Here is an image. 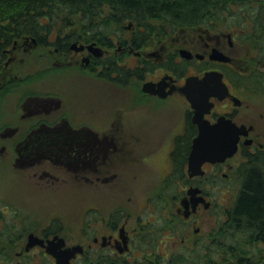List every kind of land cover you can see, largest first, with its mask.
I'll return each instance as SVG.
<instances>
[{
  "label": "flooded vegetation",
  "instance_id": "af4514ba",
  "mask_svg": "<svg viewBox=\"0 0 264 264\" xmlns=\"http://www.w3.org/2000/svg\"><path fill=\"white\" fill-rule=\"evenodd\" d=\"M203 27L198 32L200 43L195 37L182 35L166 40L169 33L163 39L145 36L135 45L137 28L133 24L128 27L131 35L123 41L114 34L104 42L72 37L70 31L40 33L16 40L13 48L0 55V160L4 177L26 181L33 195H74L102 201L107 187L150 180L153 161L167 165L165 172L152 177L160 192H144L142 208L132 207L135 200L131 195L106 213L96 205L85 208L78 241L65 234L64 213L49 215L48 225L32 228L27 223L29 212L24 213L9 196L1 194L0 216L1 212L8 215L9 206L19 209L13 216L17 224L11 229L17 226L23 231L4 245L20 249L15 258L39 250L51 264H58L57 255L78 245L82 251L71 264H175L159 246L163 237L171 236L188 248L180 257L187 264H264L263 242L241 240V251L224 240L231 235L230 225H219L207 234L208 240L198 224L201 215L215 206L208 185L234 177L241 182L237 175L241 165L251 156L264 154V107L255 100L264 96V70L256 66L261 62L249 61L239 49L238 32L243 29L227 26L228 32L218 34L217 27ZM214 49L229 61L213 59ZM34 51L41 53L47 68L60 72L45 87L36 84L40 75L35 72L19 74L24 63L19 53ZM212 70L223 74L229 92L222 99L211 98L214 105L205 118L215 123L225 116L238 126H246L247 133L240 135L232 157L205 162L203 175H191L189 157L199 126L181 88L188 77H202ZM83 71L95 74L98 82H77ZM6 101L9 107L5 108ZM238 155L241 162L232 163ZM196 186L202 191L189 193ZM166 187L176 192H163ZM164 197L165 202H161ZM192 197L205 200L195 204ZM30 234L41 242L27 249ZM49 247L55 248L49 251ZM233 248L236 251L232 253Z\"/></svg>",
  "mask_w": 264,
  "mask_h": 264
},
{
  "label": "trees",
  "instance_id": "16d2710c",
  "mask_svg": "<svg viewBox=\"0 0 264 264\" xmlns=\"http://www.w3.org/2000/svg\"><path fill=\"white\" fill-rule=\"evenodd\" d=\"M221 21L248 31V40L262 38L264 50V36H254L264 35V0H0V55L26 35L62 34L76 26L69 32L72 37L106 42L112 34L120 39L126 25L133 23L138 45L148 35L163 39L186 27L214 28ZM237 175L240 189L226 208L224 224L241 240L264 245V154L249 157Z\"/></svg>",
  "mask_w": 264,
  "mask_h": 264
},
{
  "label": "rangeland",
  "instance_id": "374dc122",
  "mask_svg": "<svg viewBox=\"0 0 264 264\" xmlns=\"http://www.w3.org/2000/svg\"><path fill=\"white\" fill-rule=\"evenodd\" d=\"M227 21H221L216 26V32L218 34H223L228 32L227 27ZM77 29L76 27H71L67 29V31ZM201 29H205L203 26H190L186 27L184 29H181L179 31L171 32L170 36L166 39H172L173 37L177 35H182V37H195L197 41L200 43V38L198 37V32ZM248 31H242V35L240 32H238L239 35V49L241 47V52L243 55H247V59L250 60H259L261 62L260 66L256 65L258 67L257 70H264V50L261 48V39H257L255 41L248 40L246 37ZM132 31L128 30V24L126 25V28H124L123 34H121V37L119 40H125L126 37H129L131 35ZM115 38H119L118 35L114 34ZM254 36L257 37H263L264 35L260 32H255ZM201 45V44H199ZM21 56L24 57V63L21 64V68L19 67L18 70L20 71V76H26L27 74H31V72H35L36 76L40 75V82L38 80L36 81V84L39 87H45L49 81H55L60 72L57 69H49L47 68V64L42 63V57H40V54L38 51H34L33 53H19ZM241 61H244L242 59ZM45 67V68H42ZM42 69V71H41ZM53 70V71H52ZM235 77V76H234ZM77 82L83 81V82H98V78H96L95 74L91 76L88 72H81L80 76L77 78ZM66 81H69L66 78ZM120 96H122V93H120ZM90 97H95V95H89ZM255 100L259 102L264 107V96H256ZM8 102H11L10 100ZM6 105H8L7 101L5 102V108ZM9 107V105H8ZM242 160V156L238 155L236 158L232 160V163L238 164ZM3 162L0 160V195L6 194L9 196V199H11L13 202L18 204L24 213L29 212L30 218L27 220L28 226L32 228H37L38 225H48L50 221V217L54 215V213H64L65 217L67 218L66 223H64L65 228V234L68 235L72 241L80 240L82 234H81V219L83 216L84 209L87 208L90 205H96L99 206V208L104 209V212L106 213V209H109L113 206L118 205V203H124L129 195L133 196V199L135 200V205L132 206L133 208L140 209L142 208V205L144 203V192L150 193H156L160 192L158 189L159 186H156L152 181V177L155 176L156 172H165L167 170V165L165 163H160L153 161L151 164L153 173L151 174L150 180H137L135 182L128 183L121 185L119 187L112 188H105L107 189L104 193L103 200H85L83 198H79L78 196L74 195H68L63 198H59L56 196L49 197L48 195H39V194H32L33 192L29 188V184L26 181H16V179L9 178L8 176L4 177L3 173ZM229 170V169H227ZM158 175V174H157ZM156 177V176H155ZM154 178V177H153ZM126 185V187H125ZM204 187H207L204 185ZM120 188V189H117ZM125 189V190H124ZM240 189V180H236V178H230L227 180L219 179L218 182L208 185L207 191L209 192V195L211 196V199L214 200L215 206L207 211L204 212L201 217L199 218L198 224L201 226L203 235L206 238L208 233H211L213 230H217L219 228V225L224 224L226 221V208H229L232 206L237 193ZM163 192L166 193H175L176 189H169V188H163ZM154 198V197H153ZM152 198V203L154 202ZM161 202H165V197L161 200ZM0 208H3L2 203L0 202ZM8 215L1 212L2 216H0V264H24L25 262L27 264H30V261L33 260L34 264H51L49 259L47 257H44L40 255L39 250H32L28 255L22 257V258H15L16 252L20 249L14 248V247H7L5 248L4 245H8V242H10L11 238H19V233L23 231L22 227L14 226L15 229H11L12 225H16L17 223L14 222L13 216L17 215L18 211L15 212V210H19L14 206L8 207ZM148 209V208H146ZM65 211V212H64ZM91 213H94L93 211ZM51 215V216H49ZM49 216V217H48ZM152 216H154V213H152ZM44 225V226H45ZM235 233L231 232V235H227L224 240H228L227 244L233 246H238V250L243 251L240 247L244 246V243L241 242V239L238 237L236 239ZM202 237V236H201ZM208 237V236H207ZM178 241H180V236L176 237ZM204 238V239H205ZM175 238L171 236H166L162 238L161 243H159L160 251L167 254L170 258H172V261L174 259L175 264H187L186 261L181 260V256L183 252H186L187 247H181L179 242L174 241ZM208 240L210 238L208 237ZM186 248V249H185ZM156 249H153V252H155ZM232 253L236 250L234 248L231 250ZM264 254V251H263ZM153 255V254H152ZM39 257V259H37ZM154 257V256H150ZM82 262H76V264H81ZM255 264H261V261Z\"/></svg>",
  "mask_w": 264,
  "mask_h": 264
},
{
  "label": "water",
  "instance_id": "95a60500",
  "mask_svg": "<svg viewBox=\"0 0 264 264\" xmlns=\"http://www.w3.org/2000/svg\"><path fill=\"white\" fill-rule=\"evenodd\" d=\"M76 44V43H75ZM94 45V44H91ZM90 45V46H91ZM82 45L80 48H83ZM185 50L184 54L188 56ZM211 57L220 61H229V57L214 49ZM194 110L193 120L199 126L198 135L194 138L193 148L189 157V171L191 175H203L205 162H223L232 157L238 150L240 135L246 132V126H238L231 119L221 116L217 122L211 123L205 118L214 105L212 97L224 98L229 90L223 81V74L220 71H207L200 76H190L186 79L185 85L181 88ZM245 130V131H244ZM200 187H191L189 193L196 195L200 193ZM195 204L204 201V197H192ZM41 240L34 234H30L27 249ZM54 241H51L53 245ZM55 247H49V251ZM81 246L67 248L63 253L57 255L58 264H71V259L77 252H81Z\"/></svg>",
  "mask_w": 264,
  "mask_h": 264
}]
</instances>
